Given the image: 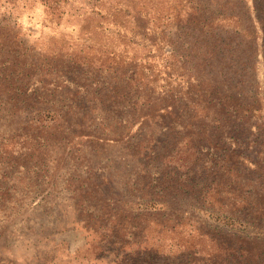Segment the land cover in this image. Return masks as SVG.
<instances>
[{
    "label": "trees",
    "instance_id": "16d2710c",
    "mask_svg": "<svg viewBox=\"0 0 264 264\" xmlns=\"http://www.w3.org/2000/svg\"><path fill=\"white\" fill-rule=\"evenodd\" d=\"M40 1L44 22L59 24L69 0ZM240 2L94 0L82 26L84 58L74 57L66 68L93 69L99 75L91 86H83L92 102L89 109L98 110L103 123L122 108L130 154L143 159L146 171L159 145L156 134L179 136L183 142L177 144L172 164L159 168L168 170L167 194H193L194 206L216 219L264 225V80L250 87L245 79L254 68L258 71L260 56L264 66V10L256 5L251 16ZM5 5L12 9L10 16L0 17V42H14L21 32L17 16H11L28 4L6 0ZM64 47L52 57H63ZM107 76L113 81L109 86ZM61 108L49 112L54 122L82 109L77 104ZM80 131L103 138L93 129ZM255 145L253 157L247 151ZM156 213L160 211L132 213L131 248L121 236L119 219L105 235L107 244L126 247V264L136 258L147 264L156 258L174 264H256L258 239L226 238L221 228L202 223L189 229L179 254L166 255L151 238L154 230L161 239Z\"/></svg>",
    "mask_w": 264,
    "mask_h": 264
},
{
    "label": "rangeland",
    "instance_id": "374dc122",
    "mask_svg": "<svg viewBox=\"0 0 264 264\" xmlns=\"http://www.w3.org/2000/svg\"><path fill=\"white\" fill-rule=\"evenodd\" d=\"M23 2L28 6L11 16H17L20 40L0 42V264H126V247L107 244L105 235L119 219L121 236L131 248L132 213L141 210L160 211L154 215L161 224V239L154 230L151 238L156 237L155 247L166 255L179 254L189 229L202 223L221 228L226 238L258 239L253 247L256 264H264V225L216 219L194 206L193 194L166 193L168 170L159 168L172 164L177 144L183 142L179 136L156 134L159 145L146 171L143 159L130 154L122 108L103 123L99 111L89 109L92 102L83 86H91L99 75L91 73L93 69L66 66L74 57L84 58L82 26L94 0H69L59 24L44 22L40 0ZM5 4L0 0V17L10 16L12 8ZM240 5H246L251 16L256 5L264 10V0H242ZM60 46H65L63 57H52ZM262 61L260 56L258 71H251L246 85H262ZM109 81L107 76V86ZM74 104L82 107L79 113L66 121L52 120L49 112ZM92 129L103 138L80 131ZM252 149L247 154L256 157ZM157 177L162 184L156 185ZM129 264L147 260L136 258Z\"/></svg>",
    "mask_w": 264,
    "mask_h": 264
}]
</instances>
